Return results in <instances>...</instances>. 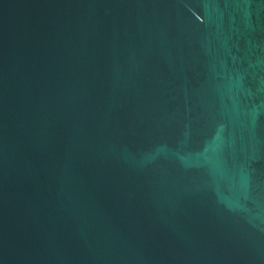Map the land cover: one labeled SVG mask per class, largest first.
Listing matches in <instances>:
<instances>
[{
	"label": "water",
	"instance_id": "1",
	"mask_svg": "<svg viewBox=\"0 0 264 264\" xmlns=\"http://www.w3.org/2000/svg\"><path fill=\"white\" fill-rule=\"evenodd\" d=\"M0 264H264V0H0Z\"/></svg>",
	"mask_w": 264,
	"mask_h": 264
}]
</instances>
